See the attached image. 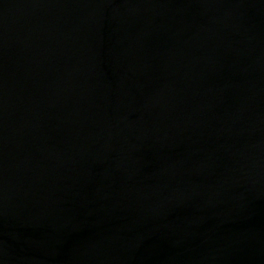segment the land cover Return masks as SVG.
<instances>
[{"label":"water","instance_id":"1","mask_svg":"<svg viewBox=\"0 0 264 264\" xmlns=\"http://www.w3.org/2000/svg\"><path fill=\"white\" fill-rule=\"evenodd\" d=\"M0 264H264V0H0Z\"/></svg>","mask_w":264,"mask_h":264}]
</instances>
